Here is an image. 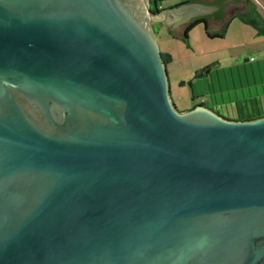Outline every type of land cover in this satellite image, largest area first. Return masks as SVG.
I'll list each match as a JSON object with an SVG mask.
<instances>
[{
    "label": "water",
    "instance_id": "water-1",
    "mask_svg": "<svg viewBox=\"0 0 264 264\" xmlns=\"http://www.w3.org/2000/svg\"><path fill=\"white\" fill-rule=\"evenodd\" d=\"M213 10L0 0V264H264V117L179 111L153 28Z\"/></svg>",
    "mask_w": 264,
    "mask_h": 264
},
{
    "label": "rangeland",
    "instance_id": "rangeland-1",
    "mask_svg": "<svg viewBox=\"0 0 264 264\" xmlns=\"http://www.w3.org/2000/svg\"><path fill=\"white\" fill-rule=\"evenodd\" d=\"M192 1L167 0L162 5L173 9ZM251 1L264 19V0ZM246 11L248 9L236 8L234 16L217 31H210L221 34V37L210 38L203 24L193 27L187 38L183 36L186 40L174 37L163 24L154 26L161 54L168 59L171 97L179 111H188L200 102L212 107V100L223 104L231 98L235 102L236 97L248 96L250 91L253 95L257 90L263 94L262 86L257 89L247 87L248 83H263L264 86V34L236 15ZM206 67L212 68L210 76L196 78V74ZM231 106L235 107L234 104ZM231 106L226 113L234 118L235 109Z\"/></svg>",
    "mask_w": 264,
    "mask_h": 264
},
{
    "label": "flooded vegetation",
    "instance_id": "flooded-vegetation-1",
    "mask_svg": "<svg viewBox=\"0 0 264 264\" xmlns=\"http://www.w3.org/2000/svg\"><path fill=\"white\" fill-rule=\"evenodd\" d=\"M228 0H217V1H211V2H209L208 0L207 1H203L202 3L204 4V5H207V6H209V7H211L212 9H214L213 10V12H209V13H202V14H199V15H196V16H194V17H192V18H190L189 20H187L186 22H183V23H179V25H177V24H172L171 25V27H168L169 28V30L172 32V33H176L175 31H177V29H178V27L180 26H182V36H184L185 37V35L186 34H188L189 33V31L193 28V27H195V26H197V25H199V24H203L204 25V27L208 30V33L210 34V35H212V36H214V35H220L219 33H212V32H210V27H211V25L213 24V23H220V22H222L223 23V21H225V17H226V15L227 14H229L228 13V11H227V8L229 7V5H232V4H238V2H233V3H231V4H227L226 2H227ZM236 1V0H235ZM150 3H151V8H153V3H152V0L150 1ZM160 9H161V11L162 10H164V9H166V8H164V6L162 5V7H160ZM231 15H233V13H231ZM155 26V25H154ZM154 26H153V28H154ZM209 36V35H208ZM210 38H212L211 36H209ZM211 71H212V69L210 70V71H205V70H202L200 73H198V74H196V78H202V77H209L210 76V74H211ZM190 85H191V83H190ZM254 85V86H253ZM253 85H250V83H248L247 84V87L249 88H252V87H255L256 89L259 87V86H262L263 88H264V86H263V84H261V85H256V84H253ZM249 88V89H250ZM262 93L263 94H260L259 92H258V90H257V92H256V94H252L251 93V91H250V95H248V96H243L242 98H238V97H236V99H235V102H233L234 100H232L231 98L229 99V101H228V103H223V104H220V103H215L213 100H212V107H207V106H205V104L204 103H202V102H200V103H198V104H195L193 107H192V109L194 108V107H196V106H199V105H202V106H205V107H207V108H209V109H212L213 111H215L217 114H219L220 116H222V117H224L225 118V116H227V114L228 113H226V111H228V110H230V106L232 105V104H234L235 105V103L239 100V99H251V98H253V97H255V96H261V100L262 101H264V89L262 90ZM231 102H233V103H231ZM231 108H234L235 110H236V106L235 107H232L231 106Z\"/></svg>",
    "mask_w": 264,
    "mask_h": 264
},
{
    "label": "trees",
    "instance_id": "trees-1",
    "mask_svg": "<svg viewBox=\"0 0 264 264\" xmlns=\"http://www.w3.org/2000/svg\"><path fill=\"white\" fill-rule=\"evenodd\" d=\"M151 1V0H150ZM167 0H152L153 3V8L152 11L155 13H158L161 11L160 7H162V3ZM203 2L207 0H193L192 2ZM248 11L245 13H238L236 14L237 16L241 17L244 21H247L248 23L253 24L261 34H264V19L260 15L259 11L257 10V7L255 3L251 0H244ZM189 2V3H192ZM207 34L211 36L212 38L214 37H221L220 35H210L208 33V30L205 28ZM163 61L165 64L168 63V59H166L163 54H162ZM212 68L211 67H206L203 70L205 71H210ZM258 85L257 83H255ZM263 84V83H261ZM233 103V102H231ZM236 110L234 113V118H230L225 116V118L230 119V120H236V121H251V120H256L259 118L264 117V102L261 100V96H255L251 99H239L236 103Z\"/></svg>",
    "mask_w": 264,
    "mask_h": 264
},
{
    "label": "crops",
    "instance_id": "crops-1",
    "mask_svg": "<svg viewBox=\"0 0 264 264\" xmlns=\"http://www.w3.org/2000/svg\"><path fill=\"white\" fill-rule=\"evenodd\" d=\"M264 102V101H263Z\"/></svg>",
    "mask_w": 264,
    "mask_h": 264
}]
</instances>
